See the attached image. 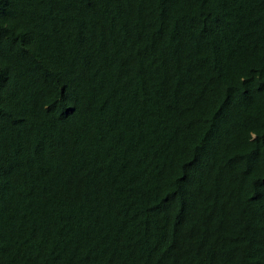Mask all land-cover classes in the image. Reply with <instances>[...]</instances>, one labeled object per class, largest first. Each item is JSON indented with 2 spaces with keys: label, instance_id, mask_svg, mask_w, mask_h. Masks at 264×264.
Instances as JSON below:
<instances>
[{
  "label": "trees",
  "instance_id": "16d2710c",
  "mask_svg": "<svg viewBox=\"0 0 264 264\" xmlns=\"http://www.w3.org/2000/svg\"><path fill=\"white\" fill-rule=\"evenodd\" d=\"M0 264H264V0H0Z\"/></svg>",
  "mask_w": 264,
  "mask_h": 264
}]
</instances>
